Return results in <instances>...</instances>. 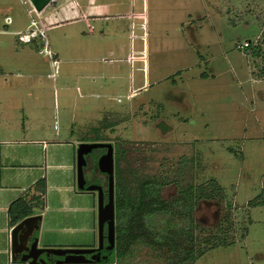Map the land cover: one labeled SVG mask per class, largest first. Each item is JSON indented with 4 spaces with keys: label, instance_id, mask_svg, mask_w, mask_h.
<instances>
[{
    "label": "rangeland",
    "instance_id": "1",
    "mask_svg": "<svg viewBox=\"0 0 264 264\" xmlns=\"http://www.w3.org/2000/svg\"><path fill=\"white\" fill-rule=\"evenodd\" d=\"M0 67L38 77L20 89L45 91L50 129L76 163L82 142H138L146 173L172 178L187 157L196 183L223 188L232 229L195 264H264V0H55L39 16L30 0H0ZM77 192L74 214L47 193L43 233L98 243V194ZM225 209L202 201L197 233H217ZM126 258L117 262L166 264L144 246Z\"/></svg>",
    "mask_w": 264,
    "mask_h": 264
},
{
    "label": "trees",
    "instance_id": "2",
    "mask_svg": "<svg viewBox=\"0 0 264 264\" xmlns=\"http://www.w3.org/2000/svg\"><path fill=\"white\" fill-rule=\"evenodd\" d=\"M251 47L249 42L245 49ZM260 47L254 46L253 55H260ZM264 75V68L261 70ZM115 149V215H116V263L118 258L130 259L134 248L144 246L164 258L166 264H195L218 234H228L233 226L232 203L226 199L223 188L216 182L199 184L186 167L177 169L171 178L146 173L145 149L138 142L117 141ZM176 186V194L166 198L164 189ZM45 178L36 181L26 193L13 200L9 206L11 226L26 217L41 214L46 207ZM216 199L225 202V212L216 226V232L203 237L197 233V209L202 201ZM255 203V202H254ZM256 203L264 204V197ZM220 245H230L226 237L219 238ZM204 246V247H203ZM126 258V259H127ZM127 259V260H128ZM119 264V263H118Z\"/></svg>",
    "mask_w": 264,
    "mask_h": 264
},
{
    "label": "crops",
    "instance_id": "3",
    "mask_svg": "<svg viewBox=\"0 0 264 264\" xmlns=\"http://www.w3.org/2000/svg\"><path fill=\"white\" fill-rule=\"evenodd\" d=\"M44 10L40 12L41 15ZM52 11L46 14H52ZM20 33L23 32L18 31L16 35ZM2 69L0 67V264H9L12 229L16 226L10 224L9 206L32 188L37 180L46 179L45 199L50 192L60 195L61 210L64 212L74 214L81 207L70 203L80 194L76 185L74 147H70L69 151L64 150L63 146H71V143L59 138L60 130L54 134L50 129V100L47 94L41 90L20 89L22 80L29 82L38 80V77L18 71L1 73ZM47 208L49 204L46 201L44 211L39 214V229L35 232V235L38 234L39 247L73 249L98 246L99 232L98 243L95 241L92 245L44 235L42 228ZM13 258L24 264L19 257Z\"/></svg>",
    "mask_w": 264,
    "mask_h": 264
},
{
    "label": "water",
    "instance_id": "4",
    "mask_svg": "<svg viewBox=\"0 0 264 264\" xmlns=\"http://www.w3.org/2000/svg\"><path fill=\"white\" fill-rule=\"evenodd\" d=\"M38 12L53 0H30ZM106 148L100 156L98 168L108 176V200L101 183L88 184L86 156L94 149ZM77 186L82 191L98 192L99 244L95 248L54 249L38 246L41 215L26 217L12 229V255L27 264H114L116 262L115 215V149L111 142H82L77 151ZM107 243V244H106Z\"/></svg>",
    "mask_w": 264,
    "mask_h": 264
},
{
    "label": "flooded vegetation",
    "instance_id": "5",
    "mask_svg": "<svg viewBox=\"0 0 264 264\" xmlns=\"http://www.w3.org/2000/svg\"><path fill=\"white\" fill-rule=\"evenodd\" d=\"M94 150L86 156L87 158V166L85 167L86 178H87L88 184L97 182L103 185L105 189V200L107 202L108 200V191H107L108 190L107 189L108 188V176L106 174L101 173L98 168V160L100 156L103 155L107 151V149L103 148V151L100 152L99 155H94ZM96 193L98 194V192Z\"/></svg>",
    "mask_w": 264,
    "mask_h": 264
},
{
    "label": "built area",
    "instance_id": "6",
    "mask_svg": "<svg viewBox=\"0 0 264 264\" xmlns=\"http://www.w3.org/2000/svg\"><path fill=\"white\" fill-rule=\"evenodd\" d=\"M53 1H55V0H53ZM52 1V2H53ZM52 2L49 4V5H51L52 4ZM48 5V6H49ZM32 7H33V10H34V12L36 13V15L37 16H39L40 15V12H38L36 9H35V7L32 5ZM40 24H41V28H40V33L41 34H44V32H45V26H46V24L43 22V21H40ZM36 25V22H34V20L32 21V26H35ZM31 28V27H30ZM39 29V28H38ZM44 29V30H43ZM36 34H37V31L36 30H33L32 32H30L28 35H26V36H24V35H22V33H20L19 35H20V39L21 40H25V38L28 36V41L30 40V37L32 36V37H35L36 36ZM53 55H55L54 53H53ZM9 264H22L21 262H19V261H14V258H13V255H10V259H9Z\"/></svg>",
    "mask_w": 264,
    "mask_h": 264
}]
</instances>
